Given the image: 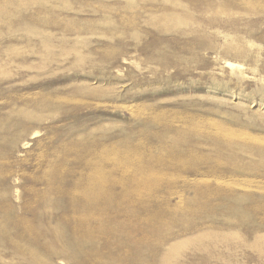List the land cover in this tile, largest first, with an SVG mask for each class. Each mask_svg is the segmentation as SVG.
<instances>
[{
  "label": "rangeland",
  "instance_id": "1",
  "mask_svg": "<svg viewBox=\"0 0 264 264\" xmlns=\"http://www.w3.org/2000/svg\"><path fill=\"white\" fill-rule=\"evenodd\" d=\"M0 264H264V0H0Z\"/></svg>",
  "mask_w": 264,
  "mask_h": 264
},
{
  "label": "bare ground",
  "instance_id": "2",
  "mask_svg": "<svg viewBox=\"0 0 264 264\" xmlns=\"http://www.w3.org/2000/svg\"><path fill=\"white\" fill-rule=\"evenodd\" d=\"M89 206V205H88Z\"/></svg>",
  "mask_w": 264,
  "mask_h": 264
}]
</instances>
